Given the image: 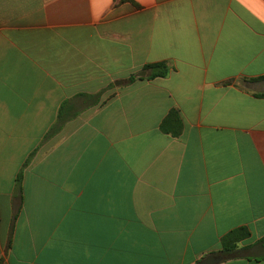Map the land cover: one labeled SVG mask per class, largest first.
<instances>
[{"label": "crops", "instance_id": "obj_1", "mask_svg": "<svg viewBox=\"0 0 264 264\" xmlns=\"http://www.w3.org/2000/svg\"><path fill=\"white\" fill-rule=\"evenodd\" d=\"M263 76L264 0H0V264H264Z\"/></svg>", "mask_w": 264, "mask_h": 264}, {"label": "trees", "instance_id": "obj_2", "mask_svg": "<svg viewBox=\"0 0 264 264\" xmlns=\"http://www.w3.org/2000/svg\"><path fill=\"white\" fill-rule=\"evenodd\" d=\"M145 71L148 72V79L154 80L157 78H166L171 71V68L167 62H158L146 65L144 68ZM264 81V76L256 79H251V82H259ZM234 81L231 80L229 82H226L228 84L233 83ZM59 127L61 128L63 121L61 119H58ZM182 128V121L180 118V114L177 110H172L170 114L167 116V118L163 121L161 124V129L163 132L172 134L174 136H178L180 134V130ZM57 130V125L54 126L48 135L46 137H50L55 134ZM21 176H18L17 181L20 182ZM250 236V232L247 228L242 227L236 230L231 231L228 233L224 239H223V246H224V255L229 256L232 254L237 244L246 239ZM260 244L264 247V238L260 241Z\"/></svg>", "mask_w": 264, "mask_h": 264}, {"label": "water", "instance_id": "obj_3", "mask_svg": "<svg viewBox=\"0 0 264 264\" xmlns=\"http://www.w3.org/2000/svg\"><path fill=\"white\" fill-rule=\"evenodd\" d=\"M142 75H146V73H143ZM220 261L221 259L214 258L213 256H208L199 264H218Z\"/></svg>", "mask_w": 264, "mask_h": 264}, {"label": "rangeland", "instance_id": "obj_4", "mask_svg": "<svg viewBox=\"0 0 264 264\" xmlns=\"http://www.w3.org/2000/svg\"><path fill=\"white\" fill-rule=\"evenodd\" d=\"M245 83V82H244ZM247 84H246V86H251L250 84H248V82H246Z\"/></svg>", "mask_w": 264, "mask_h": 264}]
</instances>
